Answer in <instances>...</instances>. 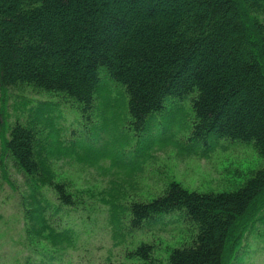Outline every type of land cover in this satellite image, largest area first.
Instances as JSON below:
<instances>
[{"label":"trees","instance_id":"trees-1","mask_svg":"<svg viewBox=\"0 0 264 264\" xmlns=\"http://www.w3.org/2000/svg\"><path fill=\"white\" fill-rule=\"evenodd\" d=\"M103 73L128 97L140 129L169 98L189 101L195 138L252 142L264 158V0H0L1 90L63 94L89 109L104 88ZM40 118L12 126L4 119L2 155L27 179L25 264H64L75 229L54 217L76 209L80 198L50 175ZM109 205L113 239L122 243L151 234L161 218L177 216L188 228L182 231L190 242L173 247L166 262L146 242L122 248L126 260L232 264L247 234L264 224V168L236 192L200 194L173 182L150 202Z\"/></svg>","mask_w":264,"mask_h":264},{"label":"rangeland","instance_id":"rangeland-1","mask_svg":"<svg viewBox=\"0 0 264 264\" xmlns=\"http://www.w3.org/2000/svg\"><path fill=\"white\" fill-rule=\"evenodd\" d=\"M101 76L104 88L97 91L89 109L63 94L37 95L30 88L0 90V262L25 264L28 254L22 247L27 179L9 156L5 160L2 155L4 119L5 126L42 116L46 121L37 126L43 133L42 152L50 162V175L66 182L80 198L76 209H65L61 218L54 217L62 226L69 222L79 231L80 255L66 253L79 264L90 260L98 264V259L101 264H120L125 258L117 262L109 255H116L121 248L135 249L142 242L154 245L155 258L166 262L173 247L190 242L182 231L188 228L176 223L177 216L161 218L151 235L132 234L134 237L123 243L112 239L109 222L114 212L109 202H150L173 182L200 194L236 192L264 168V158L252 142L215 134L195 138V115L189 101L180 105L179 100L169 98L165 110L150 117L140 129L130 115L128 97L115 91L104 73ZM45 194L49 200H57L52 189L46 188ZM246 240L232 264H264V224L259 223L256 234H249ZM86 242L93 256H85ZM31 258L40 260L32 251Z\"/></svg>","mask_w":264,"mask_h":264},{"label":"bare ground","instance_id":"bare-ground-1","mask_svg":"<svg viewBox=\"0 0 264 264\" xmlns=\"http://www.w3.org/2000/svg\"><path fill=\"white\" fill-rule=\"evenodd\" d=\"M38 115H39V114H38ZM41 118H42V117H41ZM41 118H40V119H41ZM44 119H45V117H44Z\"/></svg>","mask_w":264,"mask_h":264}]
</instances>
